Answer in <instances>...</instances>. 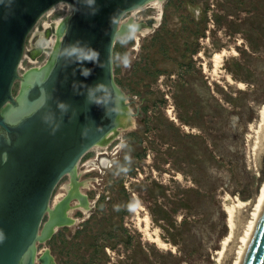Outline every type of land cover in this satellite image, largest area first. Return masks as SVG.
<instances>
[{"label": "rangeland", "instance_id": "obj_1", "mask_svg": "<svg viewBox=\"0 0 264 264\" xmlns=\"http://www.w3.org/2000/svg\"><path fill=\"white\" fill-rule=\"evenodd\" d=\"M157 6L125 14L122 24L159 19L144 35L121 34L114 46V80L133 123L82 157L76 183L86 207L76 205L77 196L62 205L73 208L72 219L36 243V259L47 250L54 264L235 261L264 181V0ZM70 12L61 3L39 20L20 75L48 61L44 48L57 39L50 24ZM71 182L70 175L61 179L51 208L68 196ZM227 207L236 234L223 248ZM158 208L169 221L158 218ZM50 219L46 214L41 230Z\"/></svg>", "mask_w": 264, "mask_h": 264}, {"label": "water", "instance_id": "obj_2", "mask_svg": "<svg viewBox=\"0 0 264 264\" xmlns=\"http://www.w3.org/2000/svg\"><path fill=\"white\" fill-rule=\"evenodd\" d=\"M150 1L0 0V264H36V243L54 231L44 232L49 220L41 227L56 186L127 125L119 117L125 98L114 80V46L126 33L123 16ZM61 3L71 12L57 29L55 52L44 48L52 62L49 56L20 75L28 37ZM59 219L57 226L71 221ZM37 260L54 264L47 250ZM243 264H264V213Z\"/></svg>", "mask_w": 264, "mask_h": 264}, {"label": "bare ground", "instance_id": "obj_3", "mask_svg": "<svg viewBox=\"0 0 264 264\" xmlns=\"http://www.w3.org/2000/svg\"><path fill=\"white\" fill-rule=\"evenodd\" d=\"M160 2H161V0H152V1H150V3H152L153 5H155L156 7H158L157 5H159L160 4ZM136 10H134V12H135ZM133 12V11H132ZM131 12V13H132ZM159 19V18H158ZM158 19H154V17L153 18H151V19H149V20H147L148 22L147 23H144V24H137V23H135V22H132V23H129L127 26L125 25L124 26V24H122V26H123V29H125V31L126 32H130V31H132V32H134V34L136 35V33H141L142 35H144L146 32H148L149 30H151L152 29V27L155 25V24H157L156 22H157V20ZM63 23V20H57V21H55V22H53L52 24H50L51 25V29H52V31H53V33H55L56 35H57V29H58V27L61 25ZM155 27V26H154ZM134 35V36H135ZM138 35V34H137ZM140 35V34H139ZM136 37V36H135ZM58 41H59V37L57 36V39L54 41V40H49V41H47L48 42V45L49 46H51L52 47V50L55 52V50H56V46H57V43H58ZM50 47V48H51ZM221 53V52H220ZM216 55V54H215ZM50 60H49V62H48V64L47 65H49L51 62H52V59H53V55H51L50 56ZM218 57H216L215 58V61H216V63H218ZM41 67V66H40ZM38 68V67H37ZM31 81V78L30 77H28V80L26 81V82H24L23 83V88H25V87H27L28 85H29V82ZM124 100L125 99H123V101L122 102H124ZM124 104H125V109H124V112H122L121 114H120V116L119 117H121V118H125V120H126V122H127V125H122L123 127H126V126H130V124H132L133 123V117L132 118H130L129 116H131L130 115V113L128 112V108L126 109V104L127 103H125L124 102ZM129 113V114H128ZM260 114H262L261 116L264 118V106L262 107V109H261V112H260ZM118 130V129H117ZM117 130L116 131H113V132H111L109 135H108V138H107V140H106V142L105 143H103V144H99V145H97L96 146V148L97 147H100V148H104V146H107L109 143H110V141L114 138V136H116V133H117ZM122 130V129H121ZM120 130V131H121ZM76 179H77V176H76V170H75V172H74V174L73 175H71V183L70 184H67L65 187H66V189H67V191H68V195H69V197L71 198L72 196H77V200H78V203L76 204L77 206H83V208H85L86 207V200H85V196H84V194H82L80 191H78V184L76 183ZM85 184V186H87V183H84ZM69 197H66L64 200H60L57 204H55L52 208L50 207V212L52 213L53 211H55L56 212V219H53L52 217H51V219H50V221L47 223V225L45 226V229H44V232H48V231H50V229H52V227H56L57 226V224L59 223L60 224V219H59V217H64V219L66 220V221H69L70 219H72V218H70L69 217V212H70V210H72L73 208H70L69 206V208L66 210L62 205L67 201L68 202V199H69ZM243 203V202H242ZM245 203V202H244ZM247 204V203H246ZM61 206H62V208H61ZM78 207V208H79ZM136 208H138V207H136ZM139 209V208H138ZM224 209H226V211L228 212V221H229V226H230V233H229V235L228 236H226L225 237V239H223V242H222V247L224 248L226 245H227V243H229V241H231L230 240V238H233L234 239V237H233V234L235 233L234 232V223H233V217H234V213H233V208L232 207H227V208H224ZM63 210V211H62ZM67 211V212H66ZM72 212V211H71ZM50 213V214H51ZM263 213H264V181H263V188H262V190H261V193H259V195H257V197H256V199H255V202H254V205H253V210H252V212H251V217H249L250 219H249V222H248V224L246 225L247 227H245L246 228V230H244L243 231V233H244V235H240L241 237H242V242H241V245L236 249L237 251L235 252L236 254H235V261H234V263L233 264H243V262H244V260H245V257H246V254H247V252H248V249H249V247H250V244H251V242H252V240H253V238H254V235H255V232H256V230H257V228H258V225H259V223H260V221H261V218H262V216H263ZM49 214V215H50ZM247 219V218H246ZM144 221L146 222V224L145 225H147V222H148V218H145L144 219ZM245 222H246V220H245ZM147 227V226H146ZM57 228V227H56ZM55 228V229H56ZM244 228V229H245ZM147 229V228H146ZM144 231H145V229H144ZM236 234V233H235ZM155 242H158V244H161V241L159 240V238L157 237V238H155ZM239 241V240H238ZM233 243H234V241H233ZM238 243V242H237ZM222 248V249H223ZM46 251V250H45ZM221 256V255H220ZM234 258V257H233ZM39 260V259H38ZM36 261H37V259H36Z\"/></svg>", "mask_w": 264, "mask_h": 264}, {"label": "trees", "instance_id": "obj_4", "mask_svg": "<svg viewBox=\"0 0 264 264\" xmlns=\"http://www.w3.org/2000/svg\"><path fill=\"white\" fill-rule=\"evenodd\" d=\"M158 213H160V214H158V218L159 219H162V220H165V221H169V217L166 214L165 210L158 208Z\"/></svg>", "mask_w": 264, "mask_h": 264}, {"label": "flooded vegetation", "instance_id": "obj_5", "mask_svg": "<svg viewBox=\"0 0 264 264\" xmlns=\"http://www.w3.org/2000/svg\"><path fill=\"white\" fill-rule=\"evenodd\" d=\"M129 23H132V21H129L128 23H125L124 26H125V25L127 26ZM35 49H36V48H33L32 52H30V56H31L32 58H34V57L37 56L36 53H34ZM44 51H45V50H44ZM28 53H29V50H28ZM135 115L137 116V115H138V112H137Z\"/></svg>", "mask_w": 264, "mask_h": 264}]
</instances>
